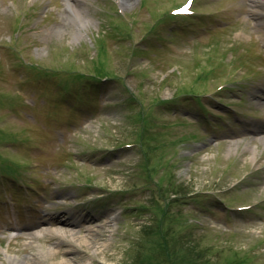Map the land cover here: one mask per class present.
Segmentation results:
<instances>
[{"label":"rangeland","instance_id":"1","mask_svg":"<svg viewBox=\"0 0 264 264\" xmlns=\"http://www.w3.org/2000/svg\"><path fill=\"white\" fill-rule=\"evenodd\" d=\"M186 1L0 0V264H264L259 3Z\"/></svg>","mask_w":264,"mask_h":264},{"label":"bare ground","instance_id":"2","mask_svg":"<svg viewBox=\"0 0 264 264\" xmlns=\"http://www.w3.org/2000/svg\"><path fill=\"white\" fill-rule=\"evenodd\" d=\"M122 4H131L134 0H119ZM256 2L257 3H259V5H255V10H254V12H256L257 11V13L259 14V15H261L260 17L262 18L261 19V24L264 26V12H262V11H259V7H263L264 6V0H256ZM68 8H69V10L71 11V13H73V17H75V19H74V24L78 27V30H77V32L74 34V38L76 39V40H78L79 38H81V36H82V34H81V27L83 28L84 26H85V24L83 23V21L85 22V18L82 16V11L80 10L81 8H78L76 5H74V4H72V3H69V5H68ZM81 19H82V21H81ZM77 20H79V21H81V25H78L77 24ZM84 25V26H83ZM264 141V140H263ZM253 151V154H254V159L253 160H256V155H257V150L255 149H253L252 150ZM111 220V217H109V219H108V217L106 218V222H108V221H110ZM61 222H58V224H60ZM61 224H64V223H61ZM66 226H69V227H71L72 226V224L71 223H67L66 222ZM42 233H48V234H50V235H55V234H59V231H55V230H51V229H47V228H44L43 229V231L42 232H39V233H37L36 234V236L37 237H40V235L42 234ZM73 235V237H76L77 235H76V233H73L72 234ZM77 238H78V240L80 241L79 243H88V244H91L92 242H91V240H86L85 238H83V237H78L77 236ZM87 241V242H86ZM9 260L12 262V263H20V264H22L21 262L22 261H20L18 258H14V257H10L9 258ZM66 263L68 264V261H66Z\"/></svg>","mask_w":264,"mask_h":264},{"label":"snow or ice","instance_id":"3","mask_svg":"<svg viewBox=\"0 0 264 264\" xmlns=\"http://www.w3.org/2000/svg\"><path fill=\"white\" fill-rule=\"evenodd\" d=\"M191 2V0H189V3ZM188 11V9L187 8H184V9H182V12H187Z\"/></svg>","mask_w":264,"mask_h":264}]
</instances>
